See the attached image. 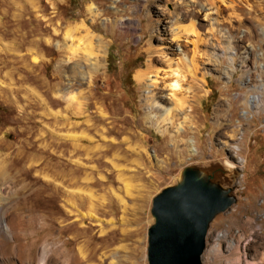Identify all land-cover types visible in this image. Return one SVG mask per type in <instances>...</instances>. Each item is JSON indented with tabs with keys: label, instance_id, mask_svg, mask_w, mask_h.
Instances as JSON below:
<instances>
[{
	"label": "rangeland",
	"instance_id": "obj_1",
	"mask_svg": "<svg viewBox=\"0 0 264 264\" xmlns=\"http://www.w3.org/2000/svg\"><path fill=\"white\" fill-rule=\"evenodd\" d=\"M209 163L239 190L202 264H264V0H0V264H147L152 199Z\"/></svg>",
	"mask_w": 264,
	"mask_h": 264
},
{
	"label": "water",
	"instance_id": "obj_2",
	"mask_svg": "<svg viewBox=\"0 0 264 264\" xmlns=\"http://www.w3.org/2000/svg\"><path fill=\"white\" fill-rule=\"evenodd\" d=\"M231 173L219 163L189 165L152 199L147 264H202L213 220L237 202Z\"/></svg>",
	"mask_w": 264,
	"mask_h": 264
},
{
	"label": "bare ground",
	"instance_id": "obj_3",
	"mask_svg": "<svg viewBox=\"0 0 264 264\" xmlns=\"http://www.w3.org/2000/svg\"><path fill=\"white\" fill-rule=\"evenodd\" d=\"M202 10V9H201ZM90 12L91 13H93V8H90ZM73 31H77V32H83V33H86V38H87V40H89V42L88 43H90L92 40L94 41V38H93V35L91 34V33H89L87 30H86V28L84 27V25L83 24H80L79 26H77V27H73L72 29L70 28L69 30H68V33L66 34L67 36L66 37H68V38H71V34L73 33ZM96 40V39H95ZM98 42V44H100L101 42H100V40H98L97 41ZM95 43V42H94ZM73 44V43H72ZM92 44V43H91ZM84 45V44H83ZM74 46V45H73ZM90 46V45H89ZM88 45H86V48H85V50H87L88 48ZM91 47H92V45H91ZM59 48V50H61V48L60 47H58ZM76 48V47H75ZM83 48V47H82ZM100 48V47H99ZM78 49V48H77ZM79 49H80V47H79ZM78 49V51L79 52H81V50H79ZM90 50V49H89ZM87 51V54H89V52H91V51H93V50H90V51ZM63 51V50H62ZM68 51L69 52H71L72 54H75L76 53V50H73L72 49V47L70 46V47H68ZM84 51V50H83ZM78 52V53H79ZM86 54V53H85ZM79 55V54H78ZM92 55V53H90L89 54V56H91ZM69 57H70V55H69ZM73 57V56H72ZM95 57H98V56H95ZM151 64L150 63H147V70L146 71H144V72H141V73H139V74H137L136 76H135V80H136V82L138 83V84H140V85H142V86H144L146 89H149V85L146 83L147 82V80L149 79V74H150V71H151ZM153 72V71H152ZM175 71L173 70L172 71V73H174ZM177 72V71H176ZM175 72V73H176ZM174 73V74H175ZM177 74V73H176ZM171 75H173V74H171ZM178 75V74H177ZM177 77V76H176ZM179 77V76H178ZM180 78H181V76H180ZM176 81H174L173 82V84L171 83L170 84V87H172L174 90L175 89H177V87H174V85H178L177 83L179 82V78H177V79H175ZM149 83V82H148ZM147 98L151 101V102H153L154 103V105H153V109L155 110V112L156 111H158V112H160V114H161V116L160 117H158V119L160 120V122L162 123V124H167V125H169L168 123L169 122H172V120L175 118V117H178V116H180V113L182 112V110L185 108V105L187 104V101L186 100H184V99H179V100H176V102H175V107L172 109V110H164L162 107H160V101H163V99L162 98H158V97H156V96H154V95H151V94H149V92H148V95H147ZM159 99V100H158ZM255 102H261V100H260V98H256L255 99ZM188 106V105H187ZM184 111V110H183ZM147 118H149V116L147 117ZM155 118V117H154ZM150 119H152V118H150ZM175 120V119H174ZM173 123V122H172ZM43 261V260H42ZM0 262H1V257H0ZM30 264V263H29ZM41 264H43V262L41 263ZM79 264V263H78Z\"/></svg>",
	"mask_w": 264,
	"mask_h": 264
},
{
	"label": "snow or ice",
	"instance_id": "obj_4",
	"mask_svg": "<svg viewBox=\"0 0 264 264\" xmlns=\"http://www.w3.org/2000/svg\"><path fill=\"white\" fill-rule=\"evenodd\" d=\"M174 87H178V85H174Z\"/></svg>",
	"mask_w": 264,
	"mask_h": 264
}]
</instances>
